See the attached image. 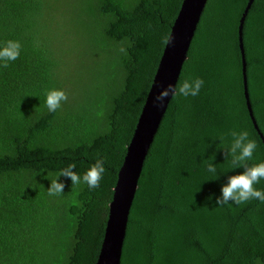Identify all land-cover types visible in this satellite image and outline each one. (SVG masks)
Returning a JSON list of instances; mask_svg holds the SVG:
<instances>
[{
    "label": "trees",
    "instance_id": "1",
    "mask_svg": "<svg viewBox=\"0 0 264 264\" xmlns=\"http://www.w3.org/2000/svg\"><path fill=\"white\" fill-rule=\"evenodd\" d=\"M181 2L0 0V47L22 46L0 67V264H95L117 173ZM247 2L207 0L177 80L204 84L196 97L169 101L143 162L120 264H264V202L216 203L228 176L244 171L225 172L231 157L218 148L220 134L230 144L232 130L248 131L257 143L248 164L264 162L237 38ZM243 48L264 136V0L246 14ZM51 89L68 94L57 112L44 103ZM98 158L99 188L62 176L64 193L48 195L47 174L75 163L82 177ZM255 187L264 191V179Z\"/></svg>",
    "mask_w": 264,
    "mask_h": 264
},
{
    "label": "water",
    "instance_id": "2",
    "mask_svg": "<svg viewBox=\"0 0 264 264\" xmlns=\"http://www.w3.org/2000/svg\"><path fill=\"white\" fill-rule=\"evenodd\" d=\"M253 0H248L237 27V38L241 53L243 93L249 116L264 147V136L253 116L246 76V61L243 48V23ZM207 0H182L178 13L171 25L170 43L165 45L138 116L134 131L127 145L122 164L117 173L112 199L101 247L95 264H120L129 211L137 189L143 162L153 142L161 119L167 109L171 95L163 107H157L155 97L169 84H176L182 65L193 39L197 24Z\"/></svg>",
    "mask_w": 264,
    "mask_h": 264
},
{
    "label": "clouds",
    "instance_id": "3",
    "mask_svg": "<svg viewBox=\"0 0 264 264\" xmlns=\"http://www.w3.org/2000/svg\"><path fill=\"white\" fill-rule=\"evenodd\" d=\"M171 37L165 35L163 43L168 45ZM21 43L17 40H8L2 47H0V67L7 68L10 62L16 61L20 57ZM120 52L126 53V49L121 46ZM204 84L203 79H182L176 84H169L155 97L157 107H163L166 98L170 95L172 98L176 97H196ZM45 105L50 112H57L63 103L68 100V94L62 89H51L45 93ZM231 143H225V135L220 134L218 137L221 143L218 148L225 151L226 159L231 157V166L225 170L236 169L243 167L244 171L239 174L228 176L227 183L222 186V194L217 198L216 203L222 207L230 202L236 205L244 204L250 200L258 199L264 202V191L258 190L255 185L264 179V162L249 165L248 161L253 158L254 151L257 148L255 140L249 138L248 131L232 130L230 133ZM215 139V138H214ZM75 163L62 169L56 176L51 178V174H47L46 179L51 180V185L48 188V195L50 197L59 196L64 193L65 184L60 181V177L70 178L72 186L86 184L90 189H97L100 187V182L105 172L104 158H98L90 168L81 177L74 171ZM207 171L214 176L217 175V168L212 162L207 163Z\"/></svg>",
    "mask_w": 264,
    "mask_h": 264
},
{
    "label": "rangeland",
    "instance_id": "4",
    "mask_svg": "<svg viewBox=\"0 0 264 264\" xmlns=\"http://www.w3.org/2000/svg\"><path fill=\"white\" fill-rule=\"evenodd\" d=\"M75 71V70H74ZM74 71H73V73L72 74H74V75H78V73H74ZM86 78H87V76H86ZM73 79H74V81H75V86H80L82 83H83V81L84 80H81V79H76L75 78V76H73ZM88 79V81H89V77L87 78ZM82 82V83H81ZM88 83H84L83 85H87Z\"/></svg>",
    "mask_w": 264,
    "mask_h": 264
}]
</instances>
